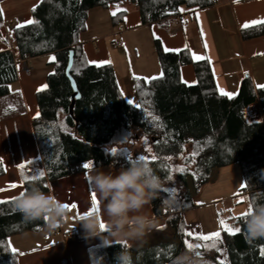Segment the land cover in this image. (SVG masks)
<instances>
[{
  "label": "trees",
  "instance_id": "16d2710c",
  "mask_svg": "<svg viewBox=\"0 0 264 264\" xmlns=\"http://www.w3.org/2000/svg\"><path fill=\"white\" fill-rule=\"evenodd\" d=\"M3 1L6 0L0 3ZM123 1L134 4L142 25L168 30L177 17L190 19L195 11L215 5L214 0H40L35 11H30L31 19L38 23L12 28L8 37L12 46L0 53V98L9 94L10 86L17 80V61L54 55L53 72L46 78L47 87L36 94L39 115L32 120L43 170L23 171L28 176L38 172L45 175L40 180L23 181L24 190L37 185L47 193L51 183L94 168L110 169L111 166L119 170L129 158L122 152L113 155L105 147L126 140L133 130L150 139L153 155L157 157L150 165L161 177L162 186L170 176L168 160L174 161L186 154V170L173 176L178 185L176 196L171 197L161 187L151 201L155 217L166 219V227L173 230L177 242L165 241L136 252L131 250L134 260L139 258L136 264H169L184 247L183 213L194 207L187 179L197 195L209 182L213 170L235 164L243 180L240 193L245 195L247 205L254 200L264 202V88L255 91L251 79L244 77L234 96H221L207 61L194 60L188 49L164 52L156 41L163 75L150 81L134 80L136 105L127 102L119 91L111 65H89L80 43L90 10H108ZM125 14L121 11L111 16L113 26ZM263 35L264 24L241 31L245 40ZM71 52L70 75L79 97L74 100L70 114L73 89L65 69ZM185 66L193 68L194 85H185L180 79V69ZM256 101L262 119L249 122L245 111ZM153 116L159 119L153 120ZM194 151L198 155L193 159ZM89 162L94 167L85 170L83 165ZM3 173L0 165V177ZM168 197L172 199L167 200ZM13 201L0 204V264H18L9 238L44 230L41 222L25 225ZM232 221L240 229L238 233L221 231L228 263L264 264L261 254L264 239L246 240L243 215ZM124 245L106 248L109 264H114L115 253ZM212 261L217 263V255Z\"/></svg>",
  "mask_w": 264,
  "mask_h": 264
},
{
  "label": "crops",
  "instance_id": "0c3cea01",
  "mask_svg": "<svg viewBox=\"0 0 264 264\" xmlns=\"http://www.w3.org/2000/svg\"><path fill=\"white\" fill-rule=\"evenodd\" d=\"M214 1L213 7L195 11L190 19L184 18L173 32L157 25H142L138 11L133 8L129 12L136 11L133 13L138 14H131L132 16L126 18V29L122 31V35L119 32L118 36L113 31L110 13L106 14L104 12L106 10L101 8L90 10L86 30L80 37L85 60L94 66L97 64L92 62L110 61L100 66L111 65L118 83L121 68L128 56V51L122 53L119 49L120 43L122 45L125 43L126 49L132 48V68L129 66L126 68L127 79L124 82V89L134 105H136L134 80L137 77L143 79L161 76L154 44L156 41L164 51L165 48L179 50L166 51L167 53H178L188 49L192 56L195 54L205 57L198 61L205 60L209 63L217 93L221 96H227L222 95L221 90L232 94L231 97L234 96L244 77L251 79L255 91L261 89L260 86L264 85V35L245 40L241 36V31L248 29L243 27L245 23L264 19V0H239L238 3L236 0ZM39 2L40 0H6L0 3V9L3 10L0 53L10 50L12 46L8 40L9 31L18 24L28 25L25 22L31 19L30 11ZM258 25L261 24L254 26ZM113 42H118V47L113 48L111 46ZM49 57L54 55L30 58L27 62L23 59L17 61V80L10 86L9 94L0 98V165L4 171L0 177V188L5 189L0 192V201L3 203L13 201L17 194L24 191L20 165H25L23 171L26 172L43 170L32 120L39 115L36 94L46 89L44 87L47 86L46 78L53 72L54 61H48ZM24 66L30 68L28 75L23 71ZM188 67L191 66L182 67L180 72L182 74L184 70L187 79L194 78L195 81L192 83L195 84L194 72L192 74ZM118 88L123 94L119 86ZM245 116L249 122L262 119L257 101L247 107ZM90 172L91 170L63 178L49 185V192L68 205L75 204L76 208L69 209L64 225L52 234H47L44 229L37 234L27 233L9 238L10 249L16 250L14 253L17 254L18 264H109L106 253L108 246L104 245L102 238H85L83 229L78 225L79 217L92 208L91 193L94 191L86 179ZM11 184H17L18 187L11 188L9 187ZM208 185L209 183L202 187V195ZM240 195L246 200L244 194ZM198 197L199 194L196 198ZM229 199L230 197H224L219 200ZM215 201L217 200L205 199L192 209L211 206ZM99 208L101 209L100 201ZM146 211L155 218L156 227L142 242H120L127 246L131 244L133 252L165 242V238L173 235V230L166 227V219L155 217L151 203L146 207ZM204 259L215 264L209 258Z\"/></svg>",
  "mask_w": 264,
  "mask_h": 264
},
{
  "label": "clouds",
  "instance_id": "9594fccd",
  "mask_svg": "<svg viewBox=\"0 0 264 264\" xmlns=\"http://www.w3.org/2000/svg\"><path fill=\"white\" fill-rule=\"evenodd\" d=\"M101 209L92 214H82L78 225L85 238H102L105 246L117 245L121 241L142 242L156 227L146 207L157 197L162 187V179L150 163L139 158L127 159L126 166L118 171H104L94 168L87 175ZM17 194L13 207L22 217V222L32 224L41 222L47 234L62 227L69 215L66 203L51 192L32 185ZM243 231L247 241L264 239V202L254 200L246 209ZM101 224L104 228H101ZM131 244L121 246L115 253L114 264H136ZM170 264H211L197 254L195 249L186 248L171 258Z\"/></svg>",
  "mask_w": 264,
  "mask_h": 264
},
{
  "label": "rangeland",
  "instance_id": "374dc122",
  "mask_svg": "<svg viewBox=\"0 0 264 264\" xmlns=\"http://www.w3.org/2000/svg\"><path fill=\"white\" fill-rule=\"evenodd\" d=\"M117 8L121 9V11L126 10L124 11L126 14L122 18V21L116 23V25L113 26V31L117 33V36H118L119 32H121L120 34L122 35L123 34L122 31L126 29V26H125L126 18L132 16L131 14H138V13H133V12H136L137 9L135 8L134 4H132L130 1H123L116 6L110 7L108 10L104 12L106 14L110 13L111 15L114 11L117 13L121 12V11H117ZM133 8H135L134 10L136 11L129 12L133 10ZM119 49L122 51V53L124 52L126 53L128 51V54H127L128 56L126 57L127 59H125L124 63L122 62L123 67L121 68L122 70L120 71V76H119L120 78L118 77L117 84L123 92L122 94L123 98L127 102L133 104L132 102H130L129 100L130 96L126 94V91L124 89V82L127 79L126 78L127 77L126 68H128V66L132 68V58H133L132 51L133 50L130 47L126 49L125 43L124 45L120 43ZM49 60L53 62L55 59L52 60L49 57L48 61ZM188 70L191 73L193 72L192 67H188ZM184 73H185L184 70L182 71V74L180 72L181 81L182 82L187 81L188 83H185L186 85H191V84L194 85L193 84L194 83L193 81H195L194 78L192 79L191 77V79H187ZM145 138L146 137H144V135L140 131L133 130L129 138H127L124 141L114 142L110 144L109 146L105 147V150L108 152H112V149H116V152H122L123 154L127 156V158L131 157V159L139 158V156L145 155L149 158V161H152L151 157L154 156L152 152V146H151L152 143L149 138H147V143H145ZM148 149H151V151H148ZM186 156L187 155L184 154L177 160H174V161L168 160V164H170L169 175L172 177V179H168V181L163 183L162 191L165 192L166 194H170L171 197L173 198L176 196V193H177L176 188L178 187L176 180L173 179V176L177 174L178 172H180V171H177L176 169L181 168V167L182 168L186 167L185 165ZM240 175L241 174L239 172V169L235 164L230 165L221 170H215L211 174L210 180L208 182L209 185L206 187L205 193L202 195L203 191L201 188L198 193L199 194L198 198H196L198 194L196 196L190 179L186 180V184L189 189L190 196H192L193 204L195 206L200 205L202 202L205 201V199L206 200L212 199V200H217V201L213 202V205L208 206V207H203L200 209L194 208L191 210L184 211L183 219L185 220L187 227H185L184 229V239H183L184 247L182 251L187 248L185 245V240L189 241L190 243L194 245L195 244L203 245L204 243H208L209 245H211L214 241H207V242L198 241L194 239V236L201 235V234L208 235L214 232H220V237L217 240H215V248L204 249L201 247L195 250L200 251L202 254L201 256L203 258H209L211 261H212V258L215 257V255H217V263L215 264H220L221 261H223V264H226V261L228 258H227L226 250L223 246L222 233H221L222 230L223 231H226V230L220 225L219 221L224 220L225 223L229 227L235 229L237 227L233 223L232 220H234L238 216H241L247 212L246 209L248 205L246 203V200L240 195V190L242 189V185H243ZM227 184L228 186H226ZM166 189L169 191L166 192ZM170 189H175V192H172ZM171 197H168L167 200L168 199L171 200L172 199ZM224 197H230V199L228 201L219 200ZM188 232H192L194 236L193 237L187 236L186 233ZM165 241H176L174 234L165 238Z\"/></svg>",
  "mask_w": 264,
  "mask_h": 264
},
{
  "label": "snow or ice",
  "instance_id": "6c2138e0",
  "mask_svg": "<svg viewBox=\"0 0 264 264\" xmlns=\"http://www.w3.org/2000/svg\"><path fill=\"white\" fill-rule=\"evenodd\" d=\"M236 2L238 3L239 0H236ZM33 11H35V7L33 8ZM117 11H121V9L117 8ZM123 11H126V10H123ZM180 11L182 12V11H184V10H183V9H180ZM2 14H3V10L0 9V15H2ZM116 14H117V12H115V11L112 13L113 16H115ZM25 23H26V24H33V23H38V21H35V20H33V19H29V20H27ZM257 24H264V19H261V20H254V21H251V22L245 23V24L243 25V27H244V28H249V27H252V26L257 25ZM17 27H18V28H21V27H24V25H22V24H18ZM0 38H2V37H0ZM205 47H207L206 44H205ZM165 51H179V50H178V49H167V48H165ZM50 59L54 60L55 57H51ZM193 59H194V60H201V59H205V57L197 56V55L193 54ZM92 63H96L97 66H100V65H102L103 63H110V61H104V62H92ZM161 75H163V74L161 73ZM157 78H158V77H151V78H143V79H144L145 81H150V80H154V79H157ZM137 79H141V78H140V77H137ZM183 82H184V83H188L187 81H183ZM44 87L46 88L47 86L45 85ZM260 87L264 88V85H261ZM39 90H43V89H39ZM39 90H38V91H39ZM221 94H222V95H227V96H229V97H231V95H232V94H230V93H225V92H223V90H221ZM149 115L151 116L152 114L149 113ZM152 119H153V120H158L159 118L153 116ZM145 143H147V138H145ZM148 151H151V149H148ZM112 153H113V155H115V154H116V149H112ZM197 155H198V153L195 152V151L191 153V157H192L193 159H194ZM129 159H131V157H129ZM139 159L144 160V161L150 163L149 158H148L147 156H145V155H141V156H139ZM156 159H157L156 156H152V157H151V160H152V161H155ZM167 159H171V158L168 157ZM28 163L30 164L31 161H29ZM19 167H20L21 170H22V171H21L22 182H23V181H28V180H30V179H31V180H40V179H41L42 177H44V175H45L44 172H38V173H35V174L31 175V176L24 175L23 169L25 168V165H20ZM92 167H94V165H93L91 162H89V163H85V164L83 165V168H84L85 170H89V169H91ZM176 170H177V171H180V172H183V171H185L186 169L181 167V168H178V169H176ZM168 179H172V177L169 176ZM44 186H45V187H48V185H44ZM9 187H11V188H16V187H18V185H17V184H11ZM4 190H5V189L0 188V192H2V191H4ZM170 190H171L172 192H175V189H170ZM166 191H168V190L166 189ZM21 194H23V192H21ZM15 198H16V197H14L13 200H14ZM91 200H92V208H91L90 211L88 212L89 215L92 214L93 212H99V210H100V208H99V201H98V199H97V197H96L95 192H92V193H91ZM0 203H3V201H0ZM65 207H67L68 209H70V208H76V205H75V204H73V205H68V204H66ZM248 215H249V212H246V213L243 214V217L246 218ZM219 223H220V225H221V226H222L227 232H229V234L235 235L236 233H238V232L240 231L239 228H235V229H233V228L229 227V226L225 223L224 220H220ZM101 228H102V229L104 228V225H103V224H101ZM186 235L189 236V237H193V236H194V234H193L192 232H188V233H186ZM219 237H220V232H214V233H211V234H208V235L201 234V235L194 236V239H196V240H198V241H204V242H207V241H214V242H213L211 245H209L208 243H204L203 245H201V244H195V245H194V244L190 243L189 241L185 240V245H186V247H187L188 249H198V248H201V247L204 248V249L215 248V240H217ZM124 246H127V245L125 244ZM12 251L15 252L16 250L13 248ZM197 254H198V255H202L200 251H197ZM261 254L264 255V249L261 250ZM169 255H170V252H169ZM220 264H223V261H221Z\"/></svg>",
  "mask_w": 264,
  "mask_h": 264
},
{
  "label": "water",
  "instance_id": "95a60500",
  "mask_svg": "<svg viewBox=\"0 0 264 264\" xmlns=\"http://www.w3.org/2000/svg\"><path fill=\"white\" fill-rule=\"evenodd\" d=\"M72 63H73V54L71 52L70 55H69V59H68V63H67L66 69H65V74H66L68 80L70 81L71 87L73 89V94L71 96V105H70V108H69L70 114H71V111H72L74 100L79 97L75 82H74V80L72 79V77L70 75V69L72 67ZM168 191H166V192H168Z\"/></svg>",
  "mask_w": 264,
  "mask_h": 264
},
{
  "label": "built area",
  "instance_id": "2783aa9c",
  "mask_svg": "<svg viewBox=\"0 0 264 264\" xmlns=\"http://www.w3.org/2000/svg\"><path fill=\"white\" fill-rule=\"evenodd\" d=\"M183 19H184L183 16H179V17H177V18L175 19V21H173L172 24L170 25L169 30H170V31H174V30H176V29L178 28L179 23H180ZM111 46H112L113 48L118 47V42H113V43L111 44ZM28 60H29V59H28L27 57H25V58L23 59L24 62H27ZM23 71H24V73H25L26 75H28V74L30 73V68L27 67V66H24V67H23Z\"/></svg>",
  "mask_w": 264,
  "mask_h": 264
}]
</instances>
